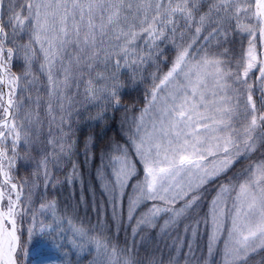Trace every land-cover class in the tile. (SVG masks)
Here are the masks:
<instances>
[{
	"label": "snow or ice",
	"instance_id": "1",
	"mask_svg": "<svg viewBox=\"0 0 264 264\" xmlns=\"http://www.w3.org/2000/svg\"><path fill=\"white\" fill-rule=\"evenodd\" d=\"M0 264H264V0H0Z\"/></svg>",
	"mask_w": 264,
	"mask_h": 264
},
{
	"label": "trees",
	"instance_id": "2",
	"mask_svg": "<svg viewBox=\"0 0 264 264\" xmlns=\"http://www.w3.org/2000/svg\"><path fill=\"white\" fill-rule=\"evenodd\" d=\"M127 94L125 95L124 103H130L132 100L136 98L137 93L134 91L126 90ZM98 131V129H97ZM87 132V130L85 131ZM61 195L60 199L62 202L66 201L69 204L77 205L79 204L80 198H81V189L78 185L73 186L72 188H69L65 186L63 189L60 190ZM84 199H85V204L80 206V213L81 215H84L87 213L88 216H90L93 221L96 219V213L92 211V197L89 195L88 190H87V183H85V188H84ZM100 197L97 194L96 196V202L97 206L99 205ZM123 235V234H122ZM146 239L143 241V243H140V247L142 251H147L149 253L155 252L156 255H160L161 252L164 253L165 256H167L168 253V247L169 245L168 237H165L163 235H158L156 233H149L146 236ZM139 238H137L138 240ZM259 259V257H257Z\"/></svg>",
	"mask_w": 264,
	"mask_h": 264
},
{
	"label": "rangeland",
	"instance_id": "3",
	"mask_svg": "<svg viewBox=\"0 0 264 264\" xmlns=\"http://www.w3.org/2000/svg\"><path fill=\"white\" fill-rule=\"evenodd\" d=\"M86 130H87V129H85V131H86ZM145 239H146V237H145ZM145 239H144V240H145ZM172 239H174V237H173ZM172 239L169 238V240H168L169 245H171V243H172ZM144 240H143V241H144ZM143 241H140V239H138V243H143Z\"/></svg>",
	"mask_w": 264,
	"mask_h": 264
}]
</instances>
